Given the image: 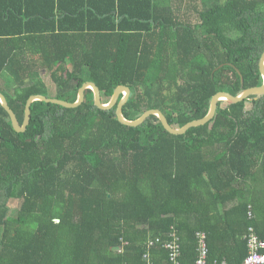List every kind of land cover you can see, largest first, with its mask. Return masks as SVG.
<instances>
[{"label":"trees","instance_id":"1","mask_svg":"<svg viewBox=\"0 0 264 264\" xmlns=\"http://www.w3.org/2000/svg\"><path fill=\"white\" fill-rule=\"evenodd\" d=\"M263 53L264 0H0V93L21 125L30 96L76 103L93 81L104 104L130 88L126 119L158 109L180 129L216 93L263 86ZM30 111L17 133L0 103V264H172L174 237L196 264L201 232L209 263L241 264L250 230L264 240V95L183 135L125 126L91 90Z\"/></svg>","mask_w":264,"mask_h":264},{"label":"water","instance_id":"2","mask_svg":"<svg viewBox=\"0 0 264 264\" xmlns=\"http://www.w3.org/2000/svg\"><path fill=\"white\" fill-rule=\"evenodd\" d=\"M260 68L262 75L264 76V53L260 61ZM242 82H244L243 77H242ZM87 90H91L93 92L95 105L101 110H112L113 108L116 107V115L121 124L128 127H138L141 126L146 121L147 118H150L151 116H156L162 123L164 129L173 135H183L186 134L192 128L200 127L208 124V122L214 117L219 102H223L228 105L239 104L249 99L251 96L264 95V85L260 87H252L249 89H245L238 96H232L231 94L226 92H218L211 98L208 115L206 117H204L203 119L192 121L180 129L172 127L166 116L162 113V111L158 109L147 110V112H145L137 120L126 119L123 114V108L127 104L130 98L131 95L130 88L126 86H119L116 89L112 99L107 104H104L102 102L100 88L93 81H86L84 83L83 87L80 89L79 99L76 103H71L68 101L59 100L55 98H47L42 95L30 96L25 104L24 118L22 125L19 123L16 114L10 108L6 97L2 93H0V103L3 106V108L6 110V112L9 114L14 130L17 133H23L25 132L30 121V114H31L30 106L33 102L40 101L46 104H54V105L62 106L68 109H76L85 103ZM121 95H124V97L119 101Z\"/></svg>","mask_w":264,"mask_h":264},{"label":"built area","instance_id":"3","mask_svg":"<svg viewBox=\"0 0 264 264\" xmlns=\"http://www.w3.org/2000/svg\"><path fill=\"white\" fill-rule=\"evenodd\" d=\"M250 233V234H249ZM244 237V240L248 242V247L250 250L249 256L245 258L244 262L241 264H264V240L261 239L255 229H251L250 232ZM198 244H197V253L198 259L196 264H211L208 262V246L206 242V233H198ZM155 243L150 242L149 246H153ZM170 252V259L172 264H181L179 257L181 256V245L180 238L174 237L173 240L166 245ZM117 253H122V248H116ZM145 259H147L146 255H143L144 264H150L149 262L145 263ZM212 264H228L225 259L221 260V262H213Z\"/></svg>","mask_w":264,"mask_h":264},{"label":"rangeland","instance_id":"4","mask_svg":"<svg viewBox=\"0 0 264 264\" xmlns=\"http://www.w3.org/2000/svg\"><path fill=\"white\" fill-rule=\"evenodd\" d=\"M41 71H42V73L40 75L41 76L40 80L41 81H44L45 83H49V85L52 86V87H55L54 83L50 82L49 73L48 72H45L44 70H41ZM54 92H55V88H54ZM47 96L52 97V96H54V94L53 93H47ZM14 208H16V206ZM11 213L13 214L12 216H16L14 214L15 212H11ZM22 242L24 243L25 241H22ZM115 251H116V249H115Z\"/></svg>","mask_w":264,"mask_h":264},{"label":"clouds","instance_id":"5","mask_svg":"<svg viewBox=\"0 0 264 264\" xmlns=\"http://www.w3.org/2000/svg\"><path fill=\"white\" fill-rule=\"evenodd\" d=\"M263 77H264V76H263ZM121 96H123V97H124V95H121ZM121 96H120V97H121ZM262 96H263V95H262ZM247 100H248V99H247Z\"/></svg>","mask_w":264,"mask_h":264}]
</instances>
